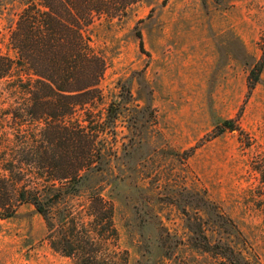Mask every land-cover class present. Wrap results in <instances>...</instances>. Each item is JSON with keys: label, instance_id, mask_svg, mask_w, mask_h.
Returning a JSON list of instances; mask_svg holds the SVG:
<instances>
[{"label": "rangeland", "instance_id": "rangeland-1", "mask_svg": "<svg viewBox=\"0 0 264 264\" xmlns=\"http://www.w3.org/2000/svg\"><path fill=\"white\" fill-rule=\"evenodd\" d=\"M22 8L0 0V55L15 56L9 37ZM263 32L264 0H150L94 28L109 64L106 104L126 100L106 195L129 264H230L228 246L264 264V187L254 169L264 160V71L248 87ZM225 120L251 147L237 131L217 136ZM46 235L31 206L0 218V264H75Z\"/></svg>", "mask_w": 264, "mask_h": 264}, {"label": "trees", "instance_id": "trees-1", "mask_svg": "<svg viewBox=\"0 0 264 264\" xmlns=\"http://www.w3.org/2000/svg\"><path fill=\"white\" fill-rule=\"evenodd\" d=\"M143 2L150 0H21L9 37L15 56L0 55V218L33 207L50 248L75 264H129L106 195L126 100L106 104L102 81L109 64L92 34L98 25L125 20ZM259 45L249 94L262 80L264 32ZM217 129V136L237 131L252 145L234 120ZM257 163L264 187V160ZM223 255L230 264H250L230 246Z\"/></svg>", "mask_w": 264, "mask_h": 264}]
</instances>
